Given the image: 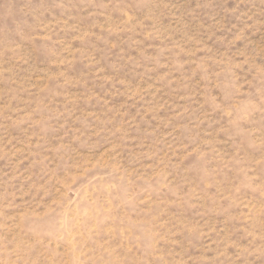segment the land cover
Instances as JSON below:
<instances>
[{
	"label": "rangeland",
	"instance_id": "1",
	"mask_svg": "<svg viewBox=\"0 0 264 264\" xmlns=\"http://www.w3.org/2000/svg\"><path fill=\"white\" fill-rule=\"evenodd\" d=\"M0 264H264V0H0Z\"/></svg>",
	"mask_w": 264,
	"mask_h": 264
}]
</instances>
